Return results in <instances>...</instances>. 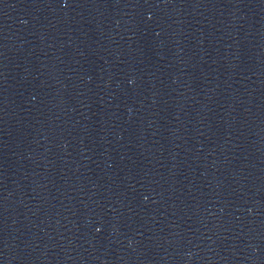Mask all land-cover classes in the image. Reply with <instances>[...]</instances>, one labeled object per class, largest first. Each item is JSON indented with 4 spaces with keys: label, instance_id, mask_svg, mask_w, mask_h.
<instances>
[{
    "label": "water",
    "instance_id": "obj_1",
    "mask_svg": "<svg viewBox=\"0 0 264 264\" xmlns=\"http://www.w3.org/2000/svg\"><path fill=\"white\" fill-rule=\"evenodd\" d=\"M0 264H264V0H0Z\"/></svg>",
    "mask_w": 264,
    "mask_h": 264
}]
</instances>
